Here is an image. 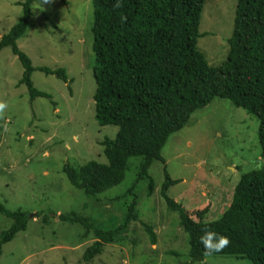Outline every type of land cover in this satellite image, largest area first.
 <instances>
[{
	"label": "rangeland",
	"instance_id": "374dc122",
	"mask_svg": "<svg viewBox=\"0 0 264 264\" xmlns=\"http://www.w3.org/2000/svg\"><path fill=\"white\" fill-rule=\"evenodd\" d=\"M23 1L0 0V38L20 19L22 7L17 2ZM237 2H205L199 45L213 65L227 59ZM33 10L34 27L18 40V45L36 67L32 73L35 87L50 93L57 105L54 107L45 97L31 99L27 85L20 84L24 68L11 48L5 47L0 52V103L5 105L0 108V202L11 210L29 212L30 220L25 231L4 245L0 264H76L82 260L88 243L94 241L93 235L82 239L83 224L63 221L58 215L65 213L74 218L77 213L99 219L97 215L102 212V222L110 223V217L122 222L125 205L133 197L132 193L124 194L135 182L140 158L130 161L122 182L102 194L110 199L102 195L98 201L88 198L70 183L63 171L65 164L78 168L90 160L107 163L100 142L106 136L115 138L118 132V127L101 126L95 118L93 4L92 0H46L45 4L34 0ZM39 67L64 68L69 80L46 74ZM258 126L255 115L224 98H214L194 111L186 126L174 132L163 148L166 163L155 160L150 168L153 194L148 195L146 180L139 182L135 192L140 221L131 222L130 227L140 232L130 233L129 237L143 239L141 225L148 223L156 232L165 230L163 242L160 247L147 245L148 251L156 250L148 254L143 245L133 248L131 240L126 239L120 245H106L108 257L118 253L120 264L184 262L189 249L184 229L177 225V239L170 240L174 223L178 224L182 214L169 208L162 194L166 171L177 181L169 186V197L184 204L192 218L197 219L195 212L204 209L206 221L216 220L242 174L262 164ZM37 213L40 216L36 217ZM44 216H48L47 222ZM11 222L0 213V233ZM165 249L177 254L168 255ZM101 257L95 264H100ZM205 263L252 264L229 255H210Z\"/></svg>",
	"mask_w": 264,
	"mask_h": 264
},
{
	"label": "trees",
	"instance_id": "16d2710c",
	"mask_svg": "<svg viewBox=\"0 0 264 264\" xmlns=\"http://www.w3.org/2000/svg\"><path fill=\"white\" fill-rule=\"evenodd\" d=\"M42 2L45 4L46 0ZM205 2L92 0L95 118L101 126L118 127V132L115 138L106 136L100 142L107 163L90 160L78 168L67 163L63 171L74 187L98 201L100 195L125 179L133 158L140 160L135 182L124 194L132 193L133 197L125 205L122 222L110 217V223H104L102 212L97 215L99 219L77 213L74 218L65 213L58 215L63 221L83 224L82 239L93 235L94 241L88 243L82 260L76 264H95L99 256H102L100 264H120L118 253L108 257L104 250L106 245H120L126 239L131 240L133 248L143 245L144 253L156 252L155 248L148 251L147 245L160 247L165 230L157 233L153 225L142 223L143 239L129 237L130 233L140 232L130 227L131 222L140 221L137 185L146 180L147 193L153 194L155 184L150 170L153 162L166 163L162 151L170 136L186 126L194 111L214 98L227 99L258 118L262 164L242 174L221 216L211 221L205 220L204 209L195 212L197 219L192 218L184 204L168 196L169 186L177 181L166 171L162 194L169 208L182 214L178 224L173 222L170 240L177 239V225L187 234V259L179 264H206L205 258L210 255H229L248 259L252 264H264V0H238L234 30L228 39V56L220 65L211 64L199 45ZM33 3L34 0L17 2L22 15L0 38V52L10 47L20 60L24 68L20 84L27 85L31 99L45 97L55 107L52 95L35 87L32 73L36 67L18 45V40L34 27ZM39 69L56 74L65 82L69 80L64 68ZM69 90L72 94L71 85ZM0 213L12 220L11 226L0 233L1 257L4 245L27 229L30 213L21 208L11 210L1 202ZM43 221L47 222L48 216ZM205 231L227 236L228 245L219 252L205 254L200 243ZM165 252L177 254L166 249Z\"/></svg>",
	"mask_w": 264,
	"mask_h": 264
},
{
	"label": "clouds",
	"instance_id": "9594fccd",
	"mask_svg": "<svg viewBox=\"0 0 264 264\" xmlns=\"http://www.w3.org/2000/svg\"><path fill=\"white\" fill-rule=\"evenodd\" d=\"M4 106L3 103H0V108ZM200 243L203 245L205 254L210 255L226 247L229 243V239L227 236H223L217 232L205 231L204 235L200 237Z\"/></svg>",
	"mask_w": 264,
	"mask_h": 264
},
{
	"label": "water",
	"instance_id": "95a60500",
	"mask_svg": "<svg viewBox=\"0 0 264 264\" xmlns=\"http://www.w3.org/2000/svg\"><path fill=\"white\" fill-rule=\"evenodd\" d=\"M94 101V100H93Z\"/></svg>",
	"mask_w": 264,
	"mask_h": 264
}]
</instances>
